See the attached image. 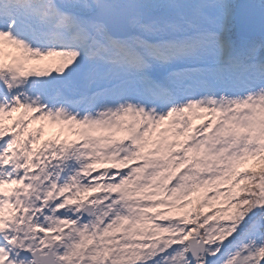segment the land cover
<instances>
[{"label":"snow or ice","instance_id":"6c2138e0","mask_svg":"<svg viewBox=\"0 0 264 264\" xmlns=\"http://www.w3.org/2000/svg\"><path fill=\"white\" fill-rule=\"evenodd\" d=\"M0 264H264V0H0Z\"/></svg>","mask_w":264,"mask_h":264},{"label":"rangeland","instance_id":"374dc122","mask_svg":"<svg viewBox=\"0 0 264 264\" xmlns=\"http://www.w3.org/2000/svg\"><path fill=\"white\" fill-rule=\"evenodd\" d=\"M211 194H212V193H210V192L208 193V195H211Z\"/></svg>","mask_w":264,"mask_h":264}]
</instances>
